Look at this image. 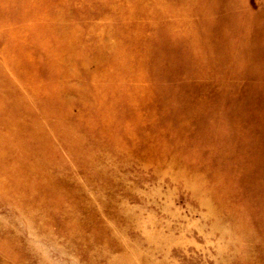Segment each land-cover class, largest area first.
I'll return each instance as SVG.
<instances>
[{"label": "rangeland", "instance_id": "obj_1", "mask_svg": "<svg viewBox=\"0 0 264 264\" xmlns=\"http://www.w3.org/2000/svg\"><path fill=\"white\" fill-rule=\"evenodd\" d=\"M0 264H264V0H0Z\"/></svg>", "mask_w": 264, "mask_h": 264}]
</instances>
